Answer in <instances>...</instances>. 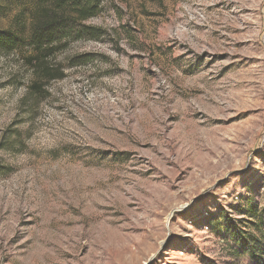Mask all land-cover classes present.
I'll use <instances>...</instances> for the list:
<instances>
[{
  "label": "rangeland",
  "instance_id": "1",
  "mask_svg": "<svg viewBox=\"0 0 264 264\" xmlns=\"http://www.w3.org/2000/svg\"><path fill=\"white\" fill-rule=\"evenodd\" d=\"M36 9L0 0V264H264V0H101L35 94Z\"/></svg>",
  "mask_w": 264,
  "mask_h": 264
},
{
  "label": "trees",
  "instance_id": "2",
  "mask_svg": "<svg viewBox=\"0 0 264 264\" xmlns=\"http://www.w3.org/2000/svg\"><path fill=\"white\" fill-rule=\"evenodd\" d=\"M36 4L37 9L31 25L32 32L29 43L32 50L25 57V61L33 70L34 75L29 91L35 94L44 89L46 82L63 77L60 69L52 64L51 58L57 50L62 48L58 47L62 39L71 35L72 32L67 31V27L80 25L83 32L95 34V36L102 34L101 28L84 25L85 21L99 13L101 0H36ZM61 34H63L62 37ZM17 39L20 38L12 35L8 30L0 28L1 50H6ZM83 57L85 56L78 58L82 59ZM252 212H255L257 218L260 217L254 208H252ZM261 216H264V208L261 210ZM260 242L264 243V238Z\"/></svg>",
  "mask_w": 264,
  "mask_h": 264
},
{
  "label": "bare ground",
  "instance_id": "3",
  "mask_svg": "<svg viewBox=\"0 0 264 264\" xmlns=\"http://www.w3.org/2000/svg\"><path fill=\"white\" fill-rule=\"evenodd\" d=\"M202 116H199V119L201 118Z\"/></svg>",
  "mask_w": 264,
  "mask_h": 264
}]
</instances>
